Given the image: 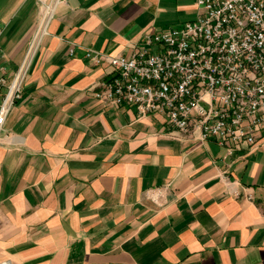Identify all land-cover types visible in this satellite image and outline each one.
Masks as SVG:
<instances>
[{
  "label": "crops",
  "instance_id": "obj_1",
  "mask_svg": "<svg viewBox=\"0 0 264 264\" xmlns=\"http://www.w3.org/2000/svg\"><path fill=\"white\" fill-rule=\"evenodd\" d=\"M197 1L0 0V64H28L0 133V263L264 264V128L224 158L94 95L113 69L87 48L130 55Z\"/></svg>",
  "mask_w": 264,
  "mask_h": 264
},
{
  "label": "built area",
  "instance_id": "obj_2",
  "mask_svg": "<svg viewBox=\"0 0 264 264\" xmlns=\"http://www.w3.org/2000/svg\"><path fill=\"white\" fill-rule=\"evenodd\" d=\"M197 6L195 20L146 35L130 55L94 48L85 55L113 69L94 92L97 99L133 106L138 118L157 114L170 134L215 140L226 158L255 149L264 128V0H198ZM3 28L0 22V40ZM26 58L11 75L0 64V133L22 96ZM222 178L235 183L225 171Z\"/></svg>",
  "mask_w": 264,
  "mask_h": 264
},
{
  "label": "rangeland",
  "instance_id": "obj_3",
  "mask_svg": "<svg viewBox=\"0 0 264 264\" xmlns=\"http://www.w3.org/2000/svg\"><path fill=\"white\" fill-rule=\"evenodd\" d=\"M45 2H46V4H44V5H50L52 2H53V0H45Z\"/></svg>",
  "mask_w": 264,
  "mask_h": 264
},
{
  "label": "bare ground",
  "instance_id": "obj_4",
  "mask_svg": "<svg viewBox=\"0 0 264 264\" xmlns=\"http://www.w3.org/2000/svg\"><path fill=\"white\" fill-rule=\"evenodd\" d=\"M41 32V31H40Z\"/></svg>",
  "mask_w": 264,
  "mask_h": 264
}]
</instances>
